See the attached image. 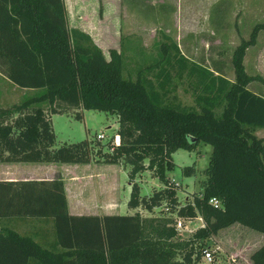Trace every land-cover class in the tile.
Instances as JSON below:
<instances>
[{
    "label": "trees",
    "instance_id": "1",
    "mask_svg": "<svg viewBox=\"0 0 264 264\" xmlns=\"http://www.w3.org/2000/svg\"><path fill=\"white\" fill-rule=\"evenodd\" d=\"M259 29L264 23L254 24L248 37L232 49V80L190 62L208 75L198 83L193 109L164 99L166 69L155 75V90L147 79L142 83L123 78L120 52L109 49L106 59L87 33L69 28L63 0H0V71L13 85L38 90L0 108V162L122 160L129 166V208L151 210L163 202L167 213L199 216L203 222L179 240L168 219L138 212L69 214L59 176L0 180V219H50L55 236L54 246H43L29 235L0 226V264H173L178 253L184 264H202L198 263L202 241L219 229L238 223L264 234V138L253 133L264 127V98L246 87L251 80H264L248 75L242 64ZM173 64L181 74L185 63ZM192 67L187 71L190 78ZM44 105L49 113H59L62 107L77 109L78 119L79 109L115 114L118 143L103 149L98 141L83 139L54 147ZM200 141L211 146L205 178L200 193L180 207L175 184L165 178V170L172 169L175 150H193ZM143 170H150L163 188L141 196L134 177ZM181 170L191 175L193 166ZM212 197L219 206L209 203ZM249 260L264 264V244L251 252Z\"/></svg>",
    "mask_w": 264,
    "mask_h": 264
},
{
    "label": "rangeland",
    "instance_id": "2",
    "mask_svg": "<svg viewBox=\"0 0 264 264\" xmlns=\"http://www.w3.org/2000/svg\"><path fill=\"white\" fill-rule=\"evenodd\" d=\"M63 1L69 28H76L87 33L106 59L109 49L120 52L123 78L139 79L142 83H145L147 79L155 90V84L158 81L155 75L166 69L169 73V81L165 85L164 99L177 101L193 109L197 108L194 96L200 93L198 83L202 82L201 79L208 78V75L203 69L190 62H196L231 79L233 76L230 63L232 49L240 39L248 37L254 24L264 23V0ZM261 41L260 35L257 43ZM173 62L185 63L181 74H177ZM150 65L151 68H146ZM190 66H193L191 78L187 73ZM245 67L249 72L250 68L246 66V63ZM0 74H2L1 71ZM0 90V108L18 103L38 92L33 89H25V91L11 89L9 85L6 86L1 82ZM146 90H148L147 87ZM43 108L49 114L54 134V147L83 139L93 144L98 141L103 149H109L110 146L118 143L115 114L79 109L80 118L78 119L74 116L77 109L62 107L58 109L59 113H49L46 105ZM215 114L218 115L219 111ZM98 133L102 134V138L95 137ZM95 148L93 147V155H95ZM210 151L211 146L200 141L193 150L177 149L172 153L173 167L171 170H165V178L175 184L178 206H183L186 201H191L194 195L200 193V186L205 178L203 169L207 166ZM14 164L13 168L24 167L22 170H27L32 165H54L65 179L69 202L76 205L80 203L82 208L93 206V204L104 206L107 203L106 206L109 209L105 210L106 213L127 215L138 212L140 216L155 220L168 219V225L175 223L177 218L176 211L170 213L165 211L163 202L151 210L141 207L131 209L126 205L130 190L127 182L129 166L122 160L101 165L97 164V161L89 165L30 162ZM191 165L193 173L184 175L182 167ZM33 172V174L41 173L39 169ZM13 173L15 178H20L23 172L13 169ZM57 174L55 177H58ZM72 174L80 175L83 179L72 184ZM134 181L139 186L141 196H149L153 190L162 189L164 186L150 170L137 173ZM200 222L202 220L194 217L191 218L190 223H182L176 238L179 240L187 238L193 232V226ZM5 224L0 223V225ZM30 225H20L19 230L10 225L9 227L20 234L34 237L30 233ZM24 230L26 232H22ZM202 244L203 248L211 251L212 261L222 264H251L249 255L264 244V234L233 223L204 239ZM173 264H184L179 253Z\"/></svg>",
    "mask_w": 264,
    "mask_h": 264
},
{
    "label": "crops",
    "instance_id": "3",
    "mask_svg": "<svg viewBox=\"0 0 264 264\" xmlns=\"http://www.w3.org/2000/svg\"><path fill=\"white\" fill-rule=\"evenodd\" d=\"M204 28H206L204 26ZM235 29V28H234ZM262 31V32H261ZM261 35V39L262 41L257 43V39H259ZM246 66L248 65V67L250 68L247 72V67H245V63ZM242 64L244 67L245 72L248 75H258L260 76L263 80H264V29H259L256 33V37H255V41L252 45L246 47L243 57H242ZM214 71V70H213ZM214 73H217L216 71H214ZM225 77V76H223ZM227 78V77H225ZM229 80L233 79L232 78H227ZM0 82L1 84H4L6 86H10L11 89H21L22 91H25V89L23 88H19L15 85H13L12 83H10L3 74H0ZM246 87L252 91L253 93H255L256 95H259L261 97L264 98V81L261 80H251L250 82L247 83ZM1 93V90H0ZM255 134V136L257 137H262L264 138V127L263 128H256L253 132ZM15 162H9V163H3L0 162V180H17V179H32V177H35V179H52L56 176V173H58L57 175L61 178L62 182H63V187H64V193H65V199H66V206H67V212L71 215H97V216H101V215H106V214H110V213H106L107 209H109V207H107V203L104 206H101V204H93V206H85L84 204V208L81 207V204H71V202H69L68 199V195H67V184L65 182V179L62 175V173H59L58 170H56L55 166L52 164H48L46 166H36V165H32L29 166L31 168L23 169L24 167H18V168H13L15 167L14 164ZM27 163V162H24ZM92 162L89 163H85L82 165H89ZM97 164L101 165V164H107V163H100L97 162ZM19 165H23V164H19ZM13 169H18L21 171L22 173V177L20 178H15V176L13 175ZM39 169L41 171V173H35L38 175L33 174V170ZM28 176V177H26ZM39 176V177H36ZM83 177V175H81ZM86 176V175H84ZM34 179V178H33ZM83 178H80V175H76V174H72L71 175V181L72 184H75L78 181H81ZM86 179V178H85ZM80 195V193H79ZM78 198H76L77 200ZM108 202H110V199H108ZM98 203V202H97ZM102 211V212H101ZM132 214V213H130ZM6 223L5 225H0V226H13L15 227L17 230H19V226L23 225V224H28L30 225L31 231L30 233L33 234V238L34 240L38 241L41 245L43 246H54V240H55V236H54V230H53V226H52V221L50 219H41V220H32L30 218H16V220H11V219H0V223ZM22 232H26V230L22 231ZM58 248V247H55Z\"/></svg>",
    "mask_w": 264,
    "mask_h": 264
},
{
    "label": "built area",
    "instance_id": "4",
    "mask_svg": "<svg viewBox=\"0 0 264 264\" xmlns=\"http://www.w3.org/2000/svg\"><path fill=\"white\" fill-rule=\"evenodd\" d=\"M96 138H102V134L98 133L95 136ZM209 203L212 204L213 206H219V201L217 199H215L214 197L209 199ZM195 218H197L198 220L201 221V218L199 216H196ZM190 223L191 222V218H181V217H177L174 223V228L177 231H179L182 228V223ZM203 226V222H200L199 224H196L193 226V230H195L198 227ZM212 261V255H211V251L207 248H204L201 251L200 254V258H199V262L198 263H202V264H207L210 263Z\"/></svg>",
    "mask_w": 264,
    "mask_h": 264
}]
</instances>
